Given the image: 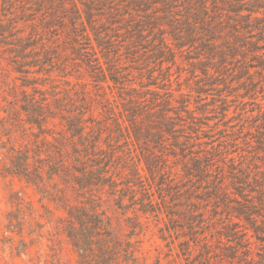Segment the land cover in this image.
I'll return each instance as SVG.
<instances>
[{
  "label": "rangeland",
  "instance_id": "1",
  "mask_svg": "<svg viewBox=\"0 0 264 264\" xmlns=\"http://www.w3.org/2000/svg\"><path fill=\"white\" fill-rule=\"evenodd\" d=\"M64 1H75L85 24L87 0ZM35 3L0 0V264H188L179 244L192 238L211 245L210 261L236 264L221 254L234 245L222 234L229 221L244 223L234 212L243 199L233 196L216 208L209 184L217 177L231 193L233 185L242 187L255 201L252 185L233 177L246 168L264 171V78L255 69L250 77L240 72L243 61L211 64L198 45L177 53L175 64L155 61L157 36L138 38L128 17L106 4L93 8L92 21L119 83L108 81L111 89L103 83L102 90L81 25L71 26L68 10ZM122 85L148 102L154 94L190 102L199 131L194 149L211 152L209 182L183 174L178 150L149 175L143 157L158 146L152 137L135 140ZM77 122L83 127L76 132ZM147 198L158 203L154 214L141 212ZM169 212L177 235H166ZM251 242L258 261L264 242ZM199 248L191 258L199 259Z\"/></svg>",
  "mask_w": 264,
  "mask_h": 264
},
{
  "label": "trees",
  "instance_id": "2",
  "mask_svg": "<svg viewBox=\"0 0 264 264\" xmlns=\"http://www.w3.org/2000/svg\"><path fill=\"white\" fill-rule=\"evenodd\" d=\"M79 1L82 3L81 0ZM176 1L180 3L179 6L173 5ZM35 4H41L49 9L53 8L55 13L56 11L65 13L68 10L71 13V26L75 27L76 23L81 25L83 28L81 36L87 41L91 51L88 64L97 70L95 82L100 84L102 90H104L103 83L108 89H111L108 81L113 85L119 83L117 68L109 65L110 59L103 52L106 44L103 43L92 21L93 8L96 6L103 8L106 4L117 7L113 11L115 15L128 17L129 21L127 20V22L132 23V29L138 38L144 40L146 37L152 36L154 41V37L157 36L160 47L155 53L150 54V57H153L155 61L175 64L177 53L188 51V48L198 45L205 51V58L209 63L224 65L231 60L243 61V65L240 64V66L242 65L240 72H243L247 77L255 73L260 76L261 82L264 78V0H87L86 3H82L85 24L75 1L65 3L64 0H36ZM165 52L167 57L163 58ZM203 62L204 59L198 57V63ZM254 69L255 72L251 73V70ZM162 70L160 69V72ZM213 73H218L217 69ZM203 75L213 77L207 70L203 71ZM194 78H197V75ZM163 79L168 84L171 83V74L169 72L164 74ZM195 84V92L198 95L203 93L202 85L197 81ZM122 90L125 92L128 90L126 95L128 98L123 99L125 102L123 104L131 112L128 122L135 140L138 142L141 137H152L158 146V151H149L146 157H143L149 175L158 173L160 165H166L169 156L176 158L175 153L178 150L181 159L184 160H181L183 174L187 178L192 176L198 181L207 180L209 182L212 164L211 152L206 149L200 151L194 149L196 141L192 134L198 137L199 131L195 127L194 111L189 109L190 102L183 95L181 100H176L171 95L162 99L158 94H154V98L148 102L131 86L127 89L123 86ZM198 100L201 102L202 99ZM105 101L111 105L107 99ZM82 127L83 123L77 122L73 125V130L77 132ZM185 130L190 132L187 133ZM166 136L171 141H168ZM165 147H170L169 154H165L163 151L166 149ZM134 171L136 175H139L138 168H134ZM233 178L238 184L252 185L250 192L256 191V197H253L254 202H250L245 199L246 195L241 189L242 187L233 185L234 193H231L222 180L217 177L211 180L209 185L212 186L216 198V208L218 203L232 200L233 196L243 199V202L235 201L237 206L234 212L236 213L235 218L238 221L242 218L244 223L229 221L228 228L222 235L228 243L233 242L234 245L233 247L226 245L221 254L229 260L235 261L236 264H264V256L257 253L258 261H256L253 258V249H251L252 238L258 243L264 242V237H262L264 235V185H261L264 183V171H258L256 174L246 168L243 170L242 176L237 174ZM159 200L160 204L164 201L162 198ZM156 206L158 203L155 199L147 198L141 206V212L154 214ZM166 215L168 218V226L165 225L166 235H177L180 228L177 225V219L170 212ZM200 217L202 218V214ZM201 222L204 223V218ZM190 230L193 231V229ZM198 246H200V254H197L199 259L195 260L191 258V254ZM179 248L188 264H225L222 258L215 262L210 261L212 248L204 239L200 243L193 238L187 239L179 244Z\"/></svg>",
  "mask_w": 264,
  "mask_h": 264
}]
</instances>
